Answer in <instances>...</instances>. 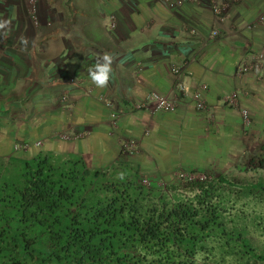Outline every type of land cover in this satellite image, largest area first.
Here are the masks:
<instances>
[{"label":"rangeland","instance_id":"374dc122","mask_svg":"<svg viewBox=\"0 0 264 264\" xmlns=\"http://www.w3.org/2000/svg\"><path fill=\"white\" fill-rule=\"evenodd\" d=\"M46 1L50 2L49 8L54 12L53 21H49V17H46L44 24H41L38 20L36 6L40 3H45V0H30L31 3H29V8L26 10V20L28 22L26 30L17 29V25H20L17 19L24 16L23 13L17 10L14 14L13 9H10V16L14 14L13 16L15 17L12 19L10 17L12 20L11 33L14 31L19 33L21 30L26 31L27 35L25 37L28 38L29 44L26 48L23 47L19 42L20 37L13 36V34L8 35V38L0 39V107L2 108L4 104L9 105L10 102H14L13 105H16L17 108L20 105L23 106L21 107L23 109L16 108L10 109V111L3 106V111L0 113V123L7 117H3L4 113H9L8 118L13 120L20 119L28 124L29 128H34L36 125L34 122L39 118V113L32 111L33 104L31 105V103L24 101L21 96L25 89L21 91L22 94L15 93L13 86H11L12 83L17 82L20 76L23 84H33L36 80L43 78L42 81H48L46 84L51 87L56 84L60 88L71 86L68 83L74 80L76 82L74 88L83 92L87 91L88 96H90L91 92L84 89L81 85L83 82L79 81V79H82V75L88 74L81 71L80 65L91 63V59L95 61L94 54L107 51L115 57L113 64L114 79H112L111 86L116 87L117 79L119 78L116 64L122 62V58L128 52H126L124 46L118 48L113 43V41L116 42L114 33L118 32V28L116 29L117 24L115 22L109 24V21L112 18L114 20L118 19L120 14L122 15V11L125 12L126 9L129 15L134 17L132 18L133 21H138V25L141 26L140 32L149 37V29H147L149 27L147 25L149 23V8L152 9L156 5V1L162 0H140V3H138V0ZM116 1L119 3L116 4ZM163 1L170 11H174L178 7L188 4V2L202 4L201 1L204 0ZM208 1L211 13L215 17L210 37L219 39L224 34L221 25L225 23V16L233 2L231 0ZM26 2L28 3L29 0H26ZM137 4L138 6H136ZM214 8L218 9V12L223 9V13L219 17L215 16ZM130 10L132 14H130ZM142 20L143 22H141ZM40 28L43 29L40 31ZM177 30L181 32V30ZM104 31L105 33L108 31L106 35H108L107 37L112 36V39L107 42L102 40L99 44L93 45L95 49L89 48L90 45L92 46L93 41L100 40L101 35L105 36L103 35ZM186 31L187 38L191 40L190 43L198 41V45L197 43L189 45L185 52L183 51L186 57L183 60L180 59L179 63L173 60L169 63L167 74L171 76L174 96L166 98L159 92L156 94V92L149 91L147 96L138 98L136 96L135 100L134 97L128 95L131 89L126 84H124L125 94L123 95L118 94L117 89L114 95L100 94V98H107V108L111 113L110 116L114 115V117L110 118L112 124H116L120 113L115 109L114 105L118 104V106L122 107L126 102L135 104L136 108H132V104H130L126 111L130 117L129 125L131 128L127 134L128 138L122 137L118 142V160L113 162L111 160V163L106 166H96L94 161L87 159L85 156L83 160L90 169H108L118 163H126L133 170H137V180L142 187L163 194L168 199H172L174 196L190 198L197 184L215 186L224 198V226L227 231L240 232L242 239L248 242L254 256L263 257L264 98L260 96L250 98V96L246 95V90L243 89L240 82L242 77L252 76V71H256L259 75L263 72L264 43L259 50L247 51L249 54L248 60H242V64L238 65L233 63V66L227 69L224 65L223 67L222 65L220 66L224 60L223 54L209 55L207 49H204L206 42L202 38L197 37L194 32L190 34L191 30L189 28H186ZM38 32L39 34H36ZM163 42L156 40L151 44V47H153L152 45L165 47L167 44H163ZM172 42L180 45L182 41L181 39H176ZM144 45L146 46L147 44L144 43ZM201 45L204 46L202 47ZM41 46L43 49L40 48ZM50 48L54 52L51 56L48 55ZM83 48L86 50H83ZM144 48L147 49L146 47ZM90 49L96 51H91V55L88 56L84 52H88ZM135 49L138 54V48ZM17 51L23 54L28 51L29 54L13 53ZM191 56L195 64L192 67ZM133 62L134 64L138 62L136 57ZM124 64L128 67L126 63ZM145 64L146 60L144 61ZM188 64L190 66L189 73L187 72ZM77 65H79V69L75 68ZM241 65L248 67L246 73L240 72ZM135 69L139 70L140 65L136 66ZM76 73L81 76L76 75ZM42 74H44V77H42ZM49 75L52 78L50 81ZM126 75L127 73L122 74V78ZM133 83L135 85L134 81ZM21 86L17 87L21 88ZM179 86H184L185 90ZM199 88L203 92L210 94L213 101L218 99L217 106H213V114H218V117L212 116L211 108L207 104L205 105L203 100L199 98L198 102H196L195 93L188 99H184L186 93L192 92L193 89L200 90ZM150 94H155L170 102L172 111L160 112L155 110L154 101H152V98L149 99ZM128 97L131 99H126ZM175 100L178 101L179 108L181 107L182 117L175 113L172 114V112L178 110ZM55 102L65 106V93L57 94L51 105L56 104ZM197 103L201 104L202 109L197 110ZM181 105H184V107ZM145 111L147 112L145 113ZM201 116L210 117L211 121L206 125L205 119L201 118ZM149 117H155L160 121L151 124ZM192 120L195 121L194 128H190ZM211 124H214L212 130L209 129ZM37 135H35L36 140L29 143L14 142L9 152L3 154L0 159L6 161L9 158L8 156L28 157L32 155L31 144L35 146L34 151L39 153L72 154L44 151L47 148V142L44 141L45 138H37ZM82 139H84V135L78 131L53 133L50 135V142L56 140L60 144H73L75 146ZM138 142L140 144L146 143L148 148V152H146L149 154L147 168H145L144 163L138 160V153L143 152L142 150L139 152L140 145ZM156 151L159 153L156 154ZM217 179H223L224 183L218 182ZM256 184L259 185L258 188L254 187ZM232 238H236V235L232 236ZM218 244L220 243L215 240L209 243V247L214 248L213 253L216 256L219 254V250H217ZM233 245L230 254L225 255L224 264H264V261L261 262L256 260L255 257L252 258L253 255H243L236 239H234Z\"/></svg>","mask_w":264,"mask_h":264},{"label":"trees","instance_id":"16d2710c","mask_svg":"<svg viewBox=\"0 0 264 264\" xmlns=\"http://www.w3.org/2000/svg\"><path fill=\"white\" fill-rule=\"evenodd\" d=\"M224 211L211 184L168 199L126 163L90 169L78 155L50 152L0 159V264H224L234 239L254 258L241 233L227 231Z\"/></svg>","mask_w":264,"mask_h":264},{"label":"crops","instance_id":"0c3cea01","mask_svg":"<svg viewBox=\"0 0 264 264\" xmlns=\"http://www.w3.org/2000/svg\"><path fill=\"white\" fill-rule=\"evenodd\" d=\"M231 1L233 3L227 11L224 21L225 23L221 25V29H223L222 32L224 34L223 37H220L219 39L210 37L215 17L211 13L209 6L210 3L209 1L207 2V0L201 1L202 4L188 2V4H184L174 11H170L163 0L156 1L157 3L154 6L150 4L153 8H149V23L147 24L149 25V27H147V29H149V37H146L143 32H140L141 26L138 25V21L135 19L137 22H134L132 19L134 17L129 15L126 9L125 12L122 11V15L120 14L118 19L116 18L114 20L112 18V20L109 21V24L111 22H115V24H117L116 29L118 28V32L114 33V39L116 38V42L113 41V43L116 44L118 48L124 46L126 48V52H128L124 55V58H122V62H118L116 64L117 71L119 72V78L117 79L118 83L117 85L115 84L116 87L111 86L112 79H114L113 75L109 85L106 88L101 89L97 88L91 82L88 74L81 76L76 73V75L81 76L82 79H79V81L83 82L81 85L84 89L91 92L90 96H88L87 91L83 92L80 89L78 90L74 88V86L60 88L55 84V87H51L49 84H46L48 81H42L43 78L36 80L33 84H23V82H21L22 77H18L17 82L14 84L12 83L11 86H13L15 93L22 94L21 91L25 89L21 96L24 98V101L31 103V105L33 104L32 111L39 113V118L34 122L36 123L35 127L29 128L27 126L28 124L25 122H22L20 119L13 120L8 118L9 113H4L3 117H7L5 119L2 118L4 121L0 123V157L9 152V149L14 142L20 141L29 143L36 140L35 135L38 134L37 138H45L44 141L47 142V148H45L44 151L72 153L79 155L82 159L85 156L87 159L94 161L96 166H106L111 163V160L112 162L118 160V142L122 137L128 138L127 134L131 128L129 125L130 117L127 115L126 111L130 104H132V108L136 107L135 104L131 102H126V104H123L122 107L118 106V104L114 105L115 109L120 113L117 117L116 124H112L110 118L114 117V115L110 116L111 113L107 108V98H103L102 96V98H100V94L104 93L107 95H114L117 89V93L123 95L125 94L124 84H126L131 89V92L128 95L134 97L135 100L136 96L137 98L147 96V92L149 91L156 92V94L159 92V94L164 95L166 98L174 96L173 86L171 85V76H169L170 74H167V69L169 71V63L171 60L179 63L180 59L183 60L184 57H186L184 52L189 45L196 43L198 45V41L196 43H190L191 40L190 38H187L186 28L191 30L190 34L194 32L197 37L200 39L202 38L204 42H206L205 46H201H204V49H207V53H209V55L223 54L224 60L221 62L220 66L222 65L223 67L224 65V67L226 66L228 69L233 66V63L238 65L242 62V60H248L249 54L247 51H254L256 49L259 50L264 43V0ZM29 3H31L30 0L28 3L26 0H0V20L10 19V17L11 19L15 18L13 15L17 12V10H19L24 16L17 19V22L20 24L17 25V29L26 30L25 28L28 25L26 20V10L29 8ZM49 3L50 2L45 0V3H40L36 6L39 17L38 20L41 24H44L46 17H49V21H53L54 12L51 8H49ZM115 3L118 4L119 2L116 1ZM138 3H140V0H138ZM136 6H138V4ZM10 9H13V17L10 16ZM130 14H132L131 10ZM141 22H143V20ZM226 26L228 27L226 28ZM42 29L43 28H40L39 30L41 31ZM177 29L181 30V32ZM14 32H10V34H13V36L18 38L27 35V32L23 30L19 33ZM106 33H108V31H106ZM106 33L104 31L103 35L105 36L101 35L100 40L93 41L92 46L90 45L89 48L95 49L93 45L99 44L102 40H105L106 42L109 39L111 40L112 36L107 37L108 35H106ZM36 34H39V32ZM176 39H181L182 42L180 45H176L172 42ZM156 40L164 41L163 44L166 43L167 45H165V47L152 45L153 47H151V44ZM144 43L147 45L145 46ZM242 46L243 48H241ZM40 48L43 49L42 46ZM135 48H138V54ZM51 49L52 48H50L48 52V55L50 56L54 54ZM92 49L84 53H87L88 56H90L91 51H96ZM83 50L86 49L83 48ZM13 53L21 55L29 54L28 51L24 54L20 51ZM135 57L138 61L135 63L136 65L133 62ZM145 60L146 64L144 65ZM190 60L192 61V67L195 65L192 56ZM94 62L95 61L91 59V63L81 64V71H83V73H88L87 69L94 64ZM124 63H126L128 67ZM138 65H140L139 70L135 69ZM75 68L79 69V65ZM187 72H190L189 64L187 65ZM43 73L45 74V72ZM126 73L127 75L122 78V74ZM252 73V76L242 77L240 85L246 90V95L250 96V98L258 96L264 98V70L260 73L261 77L256 71H252ZM44 74H42V77H44ZM39 75L41 76V74ZM51 79L52 78L49 75V81ZM133 81L135 82V85ZM17 86H21V88H18ZM199 89L200 90L193 89L192 92L188 93L185 91L186 94L184 95V99H188V97H190L193 93L199 94L200 99L203 100L205 105L207 104L208 107L211 108L212 116L214 115V117H218V114H213V106H217L218 99L217 101H213L210 94L203 92L201 88ZM63 93L66 95L65 106H62L60 103L57 104L56 102V104H53L52 106L51 104L54 102L55 96ZM126 99L130 100L131 98L128 97ZM177 102L178 101L175 100L178 110H176V112H172V114L175 113L179 117H182L183 113ZM13 103L14 102H10L9 105L4 104L2 105V108L4 106L6 110L9 111L10 109H16L17 106L13 105ZM136 106H138V104H136ZM21 107L23 106L20 105L17 109H23ZM182 107H184V105ZM2 108L0 107V113L3 111ZM121 111H123V113H121ZM146 112L147 111H145V113ZM201 118L205 119V121L203 119L202 120L206 123V125L209 121H211L210 117L207 118L201 116ZM157 121L160 120H157L155 117H149V122L151 124H154ZM190 124L192 125L190 128L195 127L194 120H192ZM213 127L214 124H211L209 129L212 130ZM68 131H78L84 135V139H82L76 146L73 144H60L56 140L50 142L51 134ZM139 145V152L140 150L143 152L138 153V160L144 163L145 168H147L146 165L147 160L149 159V154L146 152H148V148L146 147V143H139ZM34 149L35 146L31 144L32 155L19 158H33L39 153L35 152ZM155 153L157 154L159 152L156 151Z\"/></svg>","mask_w":264,"mask_h":264},{"label":"clouds","instance_id":"9594fccd","mask_svg":"<svg viewBox=\"0 0 264 264\" xmlns=\"http://www.w3.org/2000/svg\"><path fill=\"white\" fill-rule=\"evenodd\" d=\"M11 19L0 20V39L7 38V36L11 32ZM19 42L23 47H27L29 44V40L25 36H21L19 38ZM95 62L88 69V76L91 82L97 88H106L113 75V64L115 62V57L112 53L104 51L103 53H96ZM123 179V174L120 176Z\"/></svg>","mask_w":264,"mask_h":264},{"label":"built area","instance_id":"2783aa9c","mask_svg":"<svg viewBox=\"0 0 264 264\" xmlns=\"http://www.w3.org/2000/svg\"><path fill=\"white\" fill-rule=\"evenodd\" d=\"M219 10L218 9H215L214 8V13H215V16H217V17H219V15L221 14V13H223V9H220V12H218ZM242 66V65H241ZM240 66V67H241ZM247 70H248V67L246 66V65H243L242 67H241V69H240V72L241 73H246L247 72ZM179 71H180V69H179ZM179 75V74H178ZM69 84H71V86H74L75 84H76V82H74V80H71V82H69L68 83V85ZM181 89H184V86H179ZM185 90V89H184ZM183 90V91H184ZM195 96H194V98H195V100H197L196 102H198V99L200 98V96H199V94H194ZM152 98V101H154V103H153V106L155 107V110H158V111H165V112H171L172 111V105L170 104V102H167L166 100H164L162 97H159V96H157V95H155V94H150L149 95V99H151ZM152 103V102H151ZM196 107H197V110H199V109H202V107H201V104L200 103H197V105H196ZM243 115H244V112H243ZM127 147V146H126ZM126 147H124V148H126ZM24 148H25V146H24Z\"/></svg>","mask_w":264,"mask_h":264}]
</instances>
